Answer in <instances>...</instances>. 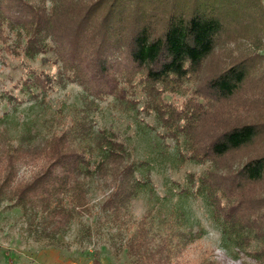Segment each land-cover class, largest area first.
<instances>
[{
	"label": "trees",
	"instance_id": "trees-1",
	"mask_svg": "<svg viewBox=\"0 0 264 264\" xmlns=\"http://www.w3.org/2000/svg\"><path fill=\"white\" fill-rule=\"evenodd\" d=\"M46 2L52 6L47 8ZM37 3L0 0V44L8 41L9 33H15L16 44L20 46L25 38L23 51L35 58L47 52L46 40L52 41L60 62L57 75L32 73L20 85L31 96L34 88L45 93L53 83L62 87L77 83L85 93L86 113L41 145L11 147L12 160L43 153L47 161L41 172L15 184L11 182L13 164L8 163L0 182V205L8 202L19 208L30 224L38 222L42 235L55 237L77 217L91 213L87 195L89 182L95 180L110 187L101 210L120 221L142 188L136 172L143 163L130 158L115 133L95 130L87 111L94 100L107 96L133 107L136 101L129 95L139 85L146 97L141 110L156 112L165 130L161 136L175 142L184 136L179 165L208 163L192 194L205 197L226 247L264 262V153L236 169L225 163L233 152L264 138V116L235 122L205 137H191L208 120L215 102L241 94L251 65L264 59V54L255 52L215 74L201 76L221 35L226 42L239 35L250 37L252 45L261 49L262 0H93L77 21L63 24L56 21L62 16V7L55 6V0H42L43 6ZM256 80L251 87L254 99L260 102L264 100V76ZM189 83L195 87L191 89ZM182 88L189 95L179 106L163 98L166 91ZM190 192L181 189L184 195ZM148 215L135 223L136 234L126 246L128 255L137 264H178V255L197 237L191 229L181 227L184 212L179 216L173 212V217L163 221L165 233L155 246L148 238ZM200 264L214 261L203 257Z\"/></svg>",
	"mask_w": 264,
	"mask_h": 264
},
{
	"label": "rangeland",
	"instance_id": "rangeland-1",
	"mask_svg": "<svg viewBox=\"0 0 264 264\" xmlns=\"http://www.w3.org/2000/svg\"><path fill=\"white\" fill-rule=\"evenodd\" d=\"M29 1L34 4L39 1L40 4H37L43 6L42 0ZM92 1L55 0V6L62 7V16L56 21L62 24L68 20L77 21ZM262 3L264 6V0ZM44 4L47 8L52 6L51 2ZM61 33L64 34L63 31ZM9 37L5 44H0V182L8 170V163L12 162L11 182L15 184L28 181L41 172L47 159L41 153L12 160L11 147L41 145L49 137L59 135L74 118L86 112L83 109L85 93L77 83L64 87L53 83V88L45 93L34 88L33 95L27 94L28 91L20 85L25 78L32 73H47L55 77L60 62L49 39L46 40L49 47L45 54L29 58L23 51L25 38L19 46L15 33H9ZM222 39L221 35V41L204 62L201 76L215 74L255 52L264 54V42L258 51L250 37L239 35L227 42ZM261 76H264V59L251 65L248 83L241 94L225 102H215L208 120L194 129L191 137H205L207 133L220 131L235 122L257 120L264 116V100L258 102L254 99L256 93L251 87ZM188 86L191 89L195 87L192 83ZM131 90L133 93L129 96L136 101L133 107L107 96L94 100L87 111L95 130L115 133L125 144L130 158L143 163L136 172L137 178L142 181V188L132 198L120 221H113L101 210V203L110 192V187L95 180L89 182L87 195L91 213L74 219L64 232L55 237L42 235L38 222L30 224L19 208L3 202L0 205V264H137L136 258L128 255L126 247L136 234L135 223L149 214L148 238L151 246H155L165 233L163 221L173 217V212L178 216L184 212L181 227L191 229L197 236L178 255V264H200L203 257L213 260L214 264H264L244 252L226 247L205 197L192 194L208 163L188 161L179 165L178 152L184 150V136H179V142L163 138L161 135L165 130L156 112L147 114L141 110L146 97L140 86L136 85ZM178 91H166L163 98L179 106L189 93L183 88ZM262 153L264 138L233 152L225 163L236 169L245 160ZM182 188L191 192L184 195ZM262 190L264 193V186Z\"/></svg>",
	"mask_w": 264,
	"mask_h": 264
}]
</instances>
